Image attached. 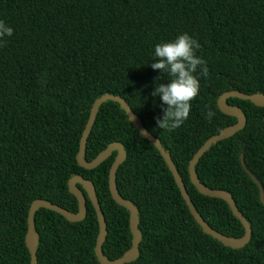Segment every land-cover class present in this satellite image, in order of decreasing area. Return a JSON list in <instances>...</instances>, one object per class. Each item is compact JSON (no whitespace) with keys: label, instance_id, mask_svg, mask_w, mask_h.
Here are the masks:
<instances>
[{"label":"trees","instance_id":"trees-1","mask_svg":"<svg viewBox=\"0 0 264 264\" xmlns=\"http://www.w3.org/2000/svg\"><path fill=\"white\" fill-rule=\"evenodd\" d=\"M0 21L14 30L0 46V264H29L24 238L34 200L77 212L67 188L73 176L94 187L107 232L102 254L113 261L130 248L129 214L108 190L116 152L93 170L76 162L91 105L103 95L123 99L160 142L206 224L226 237L243 236L224 201L192 186L188 164L206 140L236 123L219 111L220 95H264V0H0ZM185 33L201 45L194 51L210 75L199 68L194 73L199 95L184 124L169 132L156 123L166 106L151 95L169 77L151 64L157 44ZM226 104L243 112L246 125L211 146L195 173L204 187L230 194L248 222L250 241L237 250L202 232L158 151L118 104L99 108L84 159L90 162L112 143L123 146L116 189L136 207L141 233L138 258L129 264H264V206L244 170L264 192V108L235 98ZM209 109L216 113L211 122ZM34 225L36 264H99L98 224L88 200L81 222L39 209Z\"/></svg>","mask_w":264,"mask_h":264},{"label":"water","instance_id":"water-1","mask_svg":"<svg viewBox=\"0 0 264 264\" xmlns=\"http://www.w3.org/2000/svg\"><path fill=\"white\" fill-rule=\"evenodd\" d=\"M230 98H235L241 101H248L254 106L264 108V95L262 94H252L245 95L238 91H229L224 92L219 96L217 100V107L219 111L229 117L236 119V123L232 126H229L223 129L218 135L212 136L197 150V152L192 156L188 164V176L190 183L196 189V191L205 197L219 199L224 201L228 208L230 209L232 215L240 222L244 234L240 238H230L221 235L220 233L211 229L202 217L196 211L192 201L190 200L186 188L180 178L178 171L176 170L174 164L171 161V158L168 153L162 148L160 142L154 138L149 132H147L140 123L138 116H136L127 105V103L120 97L113 95H103L100 98L96 99L89 110L88 119L85 124V127L82 131L79 148L76 154V162L79 167L85 170H93L97 168L101 163L108 159L113 152H116L113 163L109 169L108 173V190L111 196V199L120 207L124 208L129 214V230L131 234V246L130 248L118 259L113 261L108 260L102 254V245L107 236L106 224L104 216L102 214L100 205L95 195V190L91 182L84 180L80 176H73L69 179L67 183V188L69 194H71L77 201V212L70 213L67 210L51 204L44 200H34L30 206L26 218V234L24 238L25 247L29 254V264H36V249L38 245V234L35 230L34 225V215L39 209H45L51 212H54L66 221L71 223L81 222L86 217V202H90L97 219L98 224V234L95 241L94 255L99 264H129L134 262L139 255V244L141 241V233L138 229V211L132 202L124 200L120 197L116 189V172L118 167L124 162L126 154L123 149V146L118 143L110 144L106 149L99 153L93 160L87 162L84 159V152L86 148L87 138L93 127V124L96 119L99 108L102 104L106 102H113L118 104L119 108L125 113L128 121L132 127L137 131V133L147 140L159 153L163 159L165 165L168 168V171L172 175V178L175 182V185L196 224L201 228L202 232L212 239L216 240L218 243L224 247L237 250L244 248L250 241L251 228L248 222L243 218L239 213L233 199L230 194L220 190H210L204 187L197 179L195 173V166L198 163L199 159L210 149L211 146L217 144L220 141L226 140L237 132L241 131L246 125V118L243 112L237 107H231L226 104V101ZM245 172L253 183L258 188L259 201L264 206V192L259 182L252 176L245 168ZM78 186L81 188H78Z\"/></svg>","mask_w":264,"mask_h":264},{"label":"clouds","instance_id":"clouds-1","mask_svg":"<svg viewBox=\"0 0 264 264\" xmlns=\"http://www.w3.org/2000/svg\"><path fill=\"white\" fill-rule=\"evenodd\" d=\"M14 30L0 21V46H3L5 36L11 37ZM201 45L188 34L179 35L172 42H164L155 46V63L153 70L167 74L169 83H157L151 93L163 101V116L157 118V126L169 132L180 128L188 119L191 111V101L195 100L200 92V82L194 73L200 70V75L207 78L209 68L207 62L195 54V49ZM164 76L156 77V80ZM216 115L211 109L205 113V118L211 122Z\"/></svg>","mask_w":264,"mask_h":264}]
</instances>
